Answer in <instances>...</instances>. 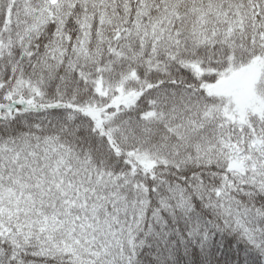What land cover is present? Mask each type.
<instances>
[{
  "label": "snow or ice",
  "instance_id": "6c2138e0",
  "mask_svg": "<svg viewBox=\"0 0 264 264\" xmlns=\"http://www.w3.org/2000/svg\"><path fill=\"white\" fill-rule=\"evenodd\" d=\"M0 264H264V0H0Z\"/></svg>",
  "mask_w": 264,
  "mask_h": 264
}]
</instances>
